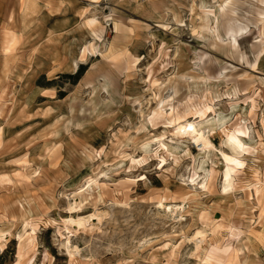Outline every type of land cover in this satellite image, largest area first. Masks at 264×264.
<instances>
[{"label": "rangeland", "instance_id": "obj_1", "mask_svg": "<svg viewBox=\"0 0 264 264\" xmlns=\"http://www.w3.org/2000/svg\"><path fill=\"white\" fill-rule=\"evenodd\" d=\"M216 1L0 0V230L11 236L0 264L33 256L19 248L27 220L39 224L32 264H203L183 242L201 215L242 234L210 235L200 258L230 239L234 264H264V0L224 11ZM208 10L214 35L200 29ZM244 27L236 45L225 40ZM203 103L212 110L193 121L210 150L169 133L171 109ZM237 127L249 152L224 191ZM203 178L206 190L192 187ZM73 197L82 204L73 216L97 211L102 221L72 236L81 253L70 259L58 229ZM160 200L183 205V216Z\"/></svg>", "mask_w": 264, "mask_h": 264}, {"label": "bare ground", "instance_id": "obj_2", "mask_svg": "<svg viewBox=\"0 0 264 264\" xmlns=\"http://www.w3.org/2000/svg\"><path fill=\"white\" fill-rule=\"evenodd\" d=\"M232 0H217L214 6L217 11H224L230 4ZM264 7V2L262 3ZM206 14V19L204 20V25L200 28L201 30H207L210 34H215L217 29L214 27H209L210 15L213 11H204ZM258 22L260 24H264V13L260 15ZM194 34L199 35V29H194ZM249 32L248 27L240 28L237 31H230L226 34V39L229 41L230 45H236L239 39L246 36ZM225 40H220V42H224ZM262 40L264 38L262 37ZM261 41V39L259 40ZM258 41V42H259ZM264 52L261 51L257 56V60H259L260 55ZM86 52H84V55ZM207 55H202L200 60L203 61ZM212 110V106L207 103H203L200 106L188 109L183 115L179 116L174 113V110L171 109L170 112V130L169 133L173 138L178 140L188 139L196 144V146L200 147L201 150H210L213 149L214 146L210 140V137L207 133L200 127V124L194 122L193 120L199 119L202 121ZM243 128L237 127L232 130L227 135V145L231 148L232 154L231 156L223 155L224 161L226 163L225 168L222 171V187L224 191H228L232 186V176L233 172L243 166V162L240 159V155L243 153L249 152V149L244 148L243 144L239 139V135L243 134ZM122 159H125L126 156L120 155ZM134 162V160H132ZM5 176H0V181L3 180ZM6 180V179H5ZM10 180H7L9 182ZM94 183V180H89L87 188L84 190L86 192L91 184ZM192 187L199 191H204L208 187V179L203 178L200 181L192 179ZM260 191L256 188L255 195H259ZM158 207L164 209L166 213H170L171 217H182L184 207L183 205L171 204L168 206L163 200L158 202ZM82 210L81 201L77 198H72L67 202V212L71 215L70 217L62 219V227L58 229V234L64 238L65 235V243L63 244L66 248L67 254L70 259H74L78 257L81 253L80 249L77 246L72 244V236H77L80 232L92 231L94 226L98 223H101L102 218L99 212L95 211L93 214L88 216H73L75 213L80 212ZM260 217L264 219V209L260 211ZM201 220L203 221V226L196 230L192 236L184 237L183 242H187V244L192 246V252L190 256L192 258L201 259L203 264H234L235 259H237L238 250L233 247L230 239H228L229 243L223 246L213 245L209 246L208 249L205 250L204 258H200V254L203 251L204 247L207 244L208 237L210 235L216 236L217 234L224 232L230 233V238L234 239L242 234L235 226H223L220 224L221 220L220 216L207 217L206 215H201ZM39 228V224L35 223L32 220H27L23 225V232L18 235L19 248L24 249L28 248L33 256L29 259L27 264H32L35 259V251L37 248L36 235L37 230ZM64 232V233H63ZM10 234L8 232H3L0 230V248L3 249L10 238ZM148 243L144 241L142 244ZM170 243L165 244L163 247L168 249ZM177 248V247H176ZM174 251V250H173ZM18 258L22 260L24 257L19 252Z\"/></svg>", "mask_w": 264, "mask_h": 264}, {"label": "trees", "instance_id": "obj_3", "mask_svg": "<svg viewBox=\"0 0 264 264\" xmlns=\"http://www.w3.org/2000/svg\"><path fill=\"white\" fill-rule=\"evenodd\" d=\"M82 74V73H81ZM80 73L78 74V77H79Z\"/></svg>", "mask_w": 264, "mask_h": 264}]
</instances>
